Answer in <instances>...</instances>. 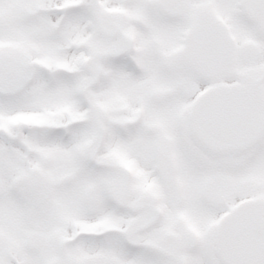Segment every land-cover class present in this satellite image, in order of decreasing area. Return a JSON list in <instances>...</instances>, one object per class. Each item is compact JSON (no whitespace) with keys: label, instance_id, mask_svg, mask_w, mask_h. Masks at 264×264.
<instances>
[{"label":"snow or ice","instance_id":"6c2138e0","mask_svg":"<svg viewBox=\"0 0 264 264\" xmlns=\"http://www.w3.org/2000/svg\"><path fill=\"white\" fill-rule=\"evenodd\" d=\"M0 264H264V0H0Z\"/></svg>","mask_w":264,"mask_h":264}]
</instances>
